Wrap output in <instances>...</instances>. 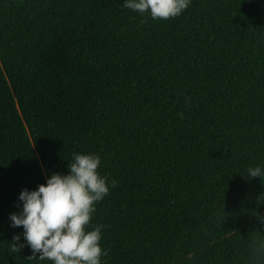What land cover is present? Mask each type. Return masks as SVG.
<instances>
[{
    "label": "trees",
    "instance_id": "16d2710c",
    "mask_svg": "<svg viewBox=\"0 0 264 264\" xmlns=\"http://www.w3.org/2000/svg\"><path fill=\"white\" fill-rule=\"evenodd\" d=\"M78 151L117 180L102 264H264V0H0V264H52L8 216Z\"/></svg>",
    "mask_w": 264,
    "mask_h": 264
},
{
    "label": "clouds",
    "instance_id": "9594fccd",
    "mask_svg": "<svg viewBox=\"0 0 264 264\" xmlns=\"http://www.w3.org/2000/svg\"><path fill=\"white\" fill-rule=\"evenodd\" d=\"M191 0H123V7L153 20L180 16ZM69 160V159H68ZM100 155L93 152H73L67 173L51 172L45 182L34 189L22 188L18 194L19 211L9 213V227H22L14 233L11 251L27 245L28 257L52 264H102L108 249L102 247L101 224L92 225L97 202L104 199L117 180L99 171ZM249 179L259 177L264 182V167L249 166L244 171ZM259 201L264 198L259 197ZM264 225V215L257 214ZM38 254V256H37ZM264 257V242L254 251Z\"/></svg>",
    "mask_w": 264,
    "mask_h": 264
}]
</instances>
